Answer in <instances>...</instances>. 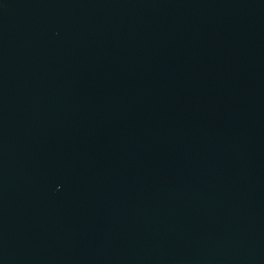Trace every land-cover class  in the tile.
Here are the masks:
<instances>
[{"label":"water","instance_id":"95a60500","mask_svg":"<svg viewBox=\"0 0 264 264\" xmlns=\"http://www.w3.org/2000/svg\"><path fill=\"white\" fill-rule=\"evenodd\" d=\"M0 264H264V0H0Z\"/></svg>","mask_w":264,"mask_h":264}]
</instances>
